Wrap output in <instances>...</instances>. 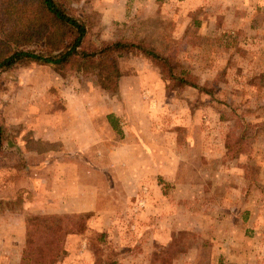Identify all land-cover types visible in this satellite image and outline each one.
I'll list each match as a JSON object with an SVG mask.
<instances>
[{"label":"rangeland","instance_id":"374dc122","mask_svg":"<svg viewBox=\"0 0 264 264\" xmlns=\"http://www.w3.org/2000/svg\"><path fill=\"white\" fill-rule=\"evenodd\" d=\"M126 3L110 21L67 0L94 41L143 40L201 89L142 54L118 59L116 91L1 72L0 264H264V0Z\"/></svg>","mask_w":264,"mask_h":264},{"label":"trees","instance_id":"16d2710c","mask_svg":"<svg viewBox=\"0 0 264 264\" xmlns=\"http://www.w3.org/2000/svg\"><path fill=\"white\" fill-rule=\"evenodd\" d=\"M90 28L86 20L71 13L67 0H0V73L36 63L57 72L69 69L92 73L101 88L116 91L121 77L118 59L125 54H142L159 68L164 79L201 89L183 71L175 73L170 58L145 41L96 42L89 37ZM113 118L112 114L107 117L112 126ZM5 139L6 131L0 123V150ZM28 242L26 237L23 260L30 255Z\"/></svg>","mask_w":264,"mask_h":264},{"label":"crops","instance_id":"0c3cea01","mask_svg":"<svg viewBox=\"0 0 264 264\" xmlns=\"http://www.w3.org/2000/svg\"><path fill=\"white\" fill-rule=\"evenodd\" d=\"M83 1L87 6H93L94 7V0H81ZM97 3L100 4L99 8L96 7L100 12H102L103 14V18L104 16L106 18H108L110 21H116L119 19H123L126 15V0H96ZM105 2V3H103ZM114 8L116 9V11H118L117 13H114ZM108 20V21H109ZM107 119V117H106ZM108 121V119H107ZM109 122V121H108ZM90 124H97V122H92V120L90 121ZM91 128H94L93 126ZM96 129V128H95ZM33 138L34 140L37 141H42L45 142L44 140H49L48 143H55V139L54 140H50V139H45L43 136L41 135H36V133H33ZM82 150V149H81ZM89 151H91L92 149L89 148ZM30 151L35 153L36 155H45L48 154L50 152L55 153V149L54 148H49V149H30L27 150V152ZM59 152V151H58ZM258 247V246H255ZM249 250L252 252L253 248L250 247Z\"/></svg>","mask_w":264,"mask_h":264}]
</instances>
